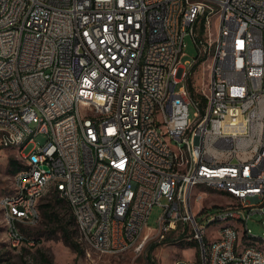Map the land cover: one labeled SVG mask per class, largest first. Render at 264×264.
<instances>
[{"label": "built area", "instance_id": "2783aa9c", "mask_svg": "<svg viewBox=\"0 0 264 264\" xmlns=\"http://www.w3.org/2000/svg\"><path fill=\"white\" fill-rule=\"evenodd\" d=\"M24 7H31L29 19H21ZM187 36L198 47L191 60L183 58ZM138 38H146L143 59H136ZM207 48H215L211 86L202 83ZM153 92L167 98L165 124L179 152L160 137ZM66 108L76 115L48 132L47 122ZM26 133H33L36 167L20 169V195L2 201L12 230L37 219V193L45 176L57 175L50 186L79 211L76 224L97 251L141 250L152 236L145 230L150 211L165 198L159 238L182 224L200 243V257L213 249L206 264H264V251L240 252L241 239H264L248 226L253 215L264 225V0H0V143ZM41 133L45 140L35 142ZM73 141H81L85 165ZM62 180H71V189ZM194 182L215 183L228 202L206 203V192L190 197ZM232 219L244 223L243 238L222 231L215 247H205L209 226ZM36 244L27 239L26 247Z\"/></svg>", "mask_w": 264, "mask_h": 264}, {"label": "rangeland", "instance_id": "374dc122", "mask_svg": "<svg viewBox=\"0 0 264 264\" xmlns=\"http://www.w3.org/2000/svg\"><path fill=\"white\" fill-rule=\"evenodd\" d=\"M197 54L198 47L195 41L191 36H187L186 46L184 47V60H191ZM212 62L213 59L211 56L206 65L207 75H209V66H212ZM193 113L194 107H191L192 116ZM45 138L46 136L41 133L35 137V142H43ZM34 145L35 143L31 141L23 151L29 153ZM14 159L22 166H25V163L19 157L18 148L4 147L0 143V264H174L180 257L190 258L196 261V264H200L201 259L198 244L188 239L191 235L188 226L184 229V226L179 224L176 230L166 235L165 239L159 238L156 234L160 228V218L164 212V207L160 204H155L150 211L145 230L152 236L139 251L130 250L123 253H102L97 251L90 247L87 242L81 240L77 225L74 224L70 229L73 230L74 237L81 244L82 252H78L65 240L62 230L56 223H49L44 216L42 218V212L41 219L35 225L19 227L20 229L22 228L21 231L27 239H35L34 236H36L38 238L37 244L31 248L26 247V240L19 247L12 246L7 236L5 208L1 201L14 190L15 172L14 165L12 164ZM49 191H51L50 184L46 187L42 202L52 199L53 195L48 193ZM227 199V196L221 192L212 191L211 196L206 199V203L216 201L222 204L227 203ZM164 202H166L165 198H163ZM193 205H198V203L194 202ZM55 209L66 218L68 217L69 208L66 202L56 203ZM202 216L203 214L199 215V220H201ZM233 224L238 228L239 237L243 238L245 233L244 223L233 220ZM213 226L214 228H220L222 223ZM248 226L256 235H261L264 231V225L261 223V217L259 215H253L248 221ZM213 229L210 230L211 237L215 238L219 230L215 229L213 231ZM251 241L264 249V241L259 238ZM249 242L250 240L241 239L240 246L247 245Z\"/></svg>", "mask_w": 264, "mask_h": 264}, {"label": "bare ground", "instance_id": "6f19581e", "mask_svg": "<svg viewBox=\"0 0 264 264\" xmlns=\"http://www.w3.org/2000/svg\"><path fill=\"white\" fill-rule=\"evenodd\" d=\"M11 1H18V0H11ZM98 4V0H89V5H96ZM31 15V7H24L21 9V19H29ZM146 46V38H138V45H136V59H143L145 58V48ZM212 56V59L215 58V48H207L204 54V64H201V71H202V83L204 86H211V76L207 75V62L209 58ZM213 63V62H212ZM166 70H174V60H166ZM161 85H168V75H161ZM151 104H156L154 106V115L156 117V126L158 127V131L160 132V137L163 138V143L166 145L168 151L171 152H179V143L175 141V137L173 135V130L170 128V125H166V117L169 116V109L167 105V98H161L160 92H153L151 97ZM76 115V108H66L61 113H56L52 117V121L47 122V129L48 132H56L57 125H60L63 121H68L70 118ZM104 118L105 119H113V110H105L104 111ZM33 141V133H26L21 137L17 142V135L16 134H9V140L6 142V147H14L18 148L19 150V157L21 161L25 163V166H22L21 169H31L36 167V158H32L31 152L25 153L23 150L24 148ZM117 144L119 145H126V138L125 137H117ZM73 154H78V165H85V151H82L81 141H73ZM20 170L15 173L14 176V190L10 194L5 197H18L21 192V183L19 179ZM45 183L40 191L37 193V203H40L41 197L45 194L46 187L50 185H56L57 183V175H50L45 176ZM62 187L64 189H71V180H62ZM51 191H54V186H51ZM212 191H218V186H216L213 182H194L192 186L189 187V195L190 197H197L200 192L211 193ZM61 197H63V190H56ZM85 198L86 200H93V193L92 190H85ZM4 199V198H3ZM2 199V201H3ZM3 207L5 208V219L7 224V236L8 240L14 247H19L23 245L27 238L21 231L19 227H15V231L12 230L11 226V216L10 211L5 207L4 202H2ZM198 203L200 205V198H193V204ZM160 204L164 207L165 210V203H156ZM74 217L79 218V211L77 209H72ZM41 219V209L38 206V216L37 219L35 217H28L27 225H35ZM233 220L240 219H232L230 220H215L213 225L222 223L220 228H214V226H209V233L210 235H206L204 238V246L205 247H215L216 246V237H211L210 230L213 231L219 230L222 231H236V238L239 237L238 228L235 227L233 224ZM243 223L242 221H240ZM77 228L80 232L81 240L87 242L86 233L80 231V227L78 224ZM245 232V230H244ZM106 234L107 235H114V227H106ZM17 236H22L25 238H19L16 243ZM245 235V233H244ZM259 237H247L243 238L244 240H250L247 245L240 246V252H247L250 248H253L258 251H264L260 246L254 244L251 240ZM31 239V238H30ZM189 240L195 241V236L190 235L188 237ZM260 240L264 241V239L259 238ZM198 244V249L200 256H202V247L200 243ZM142 246V238H134L133 239V247H141ZM107 247H114V236H107ZM213 256V249H205L204 250V257H200L201 262L200 264H206L205 259H211ZM183 262V257L178 258L174 264H181ZM196 261H193V264Z\"/></svg>", "mask_w": 264, "mask_h": 264}, {"label": "trees", "instance_id": "16d2710c", "mask_svg": "<svg viewBox=\"0 0 264 264\" xmlns=\"http://www.w3.org/2000/svg\"><path fill=\"white\" fill-rule=\"evenodd\" d=\"M193 92H194L195 96L199 97L202 100V103H205V98L203 96L195 93L194 90H193ZM12 164L14 165V172L15 173L22 167V165L19 164L15 159L13 160ZM48 193H51L53 195L52 199L50 201L42 202V200L44 199V196H43L41 201H40V204H39V207H40L41 212H42V218L44 216V218H46L49 223H56L59 226V228L62 230V234H63L65 240L76 251L82 252V247H81L80 242L74 237L73 230L70 229V227H72V225L76 224V221H75V217L73 215V212H72V209H71L69 202L67 201V199L61 197L58 192L49 191ZM61 202H66L68 205L69 211H68V217L67 218L64 215H62V213H59L55 209V204L61 203ZM69 212H71V213H69ZM54 231H56V229H54ZM27 232H28V230H27ZM31 236H33V235H31ZM34 237H35V239L38 240V238L36 236H34Z\"/></svg>", "mask_w": 264, "mask_h": 264}]
</instances>
